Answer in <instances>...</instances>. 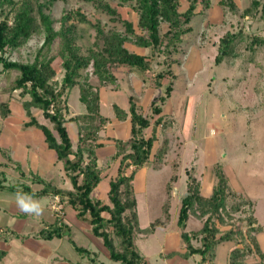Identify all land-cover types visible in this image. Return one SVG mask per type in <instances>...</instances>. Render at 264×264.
<instances>
[{
	"label": "trees",
	"instance_id": "1",
	"mask_svg": "<svg viewBox=\"0 0 264 264\" xmlns=\"http://www.w3.org/2000/svg\"><path fill=\"white\" fill-rule=\"evenodd\" d=\"M55 1L0 0V71L7 80L3 93L8 94L6 99L0 101V116L7 118L12 114L10 100L15 90L20 89L21 96H28L22 101L28 118L23 126L37 128L41 132L47 147L55 152L57 161L62 163L72 187L66 188L51 180L48 182L37 173H32L33 181L43 184L42 189L34 190L27 182L21 187L17 184L6 185L4 171H0V188L13 192L22 190L37 198L59 196L61 202L75 210L77 218L87 223L92 233L102 240L112 261L109 264H148L138 247L137 239L140 233H154L162 222L156 220L150 227L141 228L135 177L138 169L147 164L151 163L158 168L165 163L167 143L155 147V142L159 135V125L163 124L161 102L170 96L173 81L171 79L163 85L162 79L168 74L173 77L171 67L176 59L172 55L180 51L183 36L193 31V19L209 9L211 0H187L184 10L180 9L181 0H116L119 6H131L137 12V20L122 16L109 0H85L116 23L111 27H105L99 20L91 21L80 8L67 11L56 20L50 13ZM217 3L223 13L228 10L236 12L238 8L235 0H218ZM259 9L264 15V2L251 0V4L242 9L241 16ZM55 23L58 25L55 26ZM81 23L89 24L95 30L94 41L86 51L80 43ZM42 34V44L32 60L11 58V51L19 50L34 36ZM240 35V32L228 31L220 39L216 62L219 63L222 57L233 51ZM255 40L260 41L258 37ZM128 43L148 49L152 57L130 50L126 45ZM160 55L165 56L163 62L166 68L158 70L149 78L152 60ZM57 59H60L63 69L60 80L56 79L57 71L53 65ZM122 69L129 76L135 72L144 84L156 88L164 86L165 92L152 100L151 114L141 110L134 95L129 96L127 109L114 103L116 117L130 121V136L125 139L103 138L100 132L109 118L101 112L100 89H119L121 83L115 72ZM92 78L98 83L91 82ZM75 86L79 87V98L86 112L67 117L68 94ZM33 109L42 111L46 121H40ZM155 115L159 116L152 121ZM68 121L77 123L75 142L68 132ZM149 127L151 134L146 136L144 131ZM103 139L113 142L114 152L102 165L99 163L97 149L105 145ZM6 157L12 161L9 155ZM116 161V174L108 180L106 196L100 197L96 190L106 176L104 172ZM15 163L19 172L25 176L21 163ZM213 168L216 181L207 195L202 192L201 183L194 175L188 177L177 217L185 250L171 254H179L183 258L198 254L201 256L198 264L206 261V264H215L218 245L230 241L234 243L229 253L230 264H248V254L253 252L264 258L256 236L263 231V226L258 223L254 213L245 207L252 205V200L232 189L220 162L214 163ZM233 199L235 202L229 204V200ZM191 216L203 220V223L200 228L188 231L186 228ZM222 225L228 226L221 228ZM244 226L247 227L245 231ZM70 229L57 216L52 223L42 225L36 236L52 239L69 234L68 238L77 251L82 255L89 253L86 247L78 245L71 238ZM15 235L17 233L9 227L0 229V241L7 243ZM194 240H198L199 244H195ZM6 254L5 249H0V260ZM84 264L106 263L98 261L95 255Z\"/></svg>",
	"mask_w": 264,
	"mask_h": 264
},
{
	"label": "rangeland",
	"instance_id": "2",
	"mask_svg": "<svg viewBox=\"0 0 264 264\" xmlns=\"http://www.w3.org/2000/svg\"><path fill=\"white\" fill-rule=\"evenodd\" d=\"M109 1L117 7L122 16L137 20V12L131 6H119L116 0ZM217 2L218 0H211L209 9L193 19V31L183 36L180 51L172 55V58L176 59L171 67L173 77L168 74L162 79L163 85L171 79L173 81L170 96L161 102L163 111L160 115L163 117V124L159 125V135L155 142V147L163 142L167 143L165 163L158 168L151 163L147 164L138 169L135 177L141 228L150 227L156 220L162 222L154 233H140L137 239L138 247L148 264H196L201 260L198 254L186 259L178 256L166 258L164 255L172 249L179 250L183 243L177 217L180 198L186 191L189 175H194L200 181L201 190L207 195L216 181L213 168L216 162L222 164L232 189L252 200V205L245 207L254 213L258 223L263 226V231L256 236L264 254V15L259 9L241 16L242 9L250 5L251 0H235L237 11L228 10L226 13H223ZM180 3V9L184 10L188 4L187 0H181ZM77 8L91 21L99 20L105 27L116 25L107 15L98 12L85 0H56L50 13L57 20L63 13ZM57 25L58 23H55V26ZM228 31L240 32L241 35L233 51L222 57L218 63L216 56L219 52V42ZM79 33L80 43L86 51L94 41L95 30L89 24L81 23ZM255 37L261 42L256 41ZM42 41L43 34L34 36L25 46L11 51L9 55L12 59L30 61ZM126 45L130 50L152 57L148 49L129 43ZM152 61L149 78L158 70L166 68L164 55L153 58ZM53 65L57 71L56 79L60 80L63 76L60 59L55 60ZM115 73L121 87H101L100 90L101 112L112 120L100 134H104L103 138L109 133L124 139L130 136V121L117 120L112 103L127 106L129 96L134 95L141 110L145 114H151L152 100L157 95L164 94L165 89L164 86L156 88L142 83L135 72L130 76L125 69ZM6 81L0 71V101L8 97L7 93H3ZM91 82L98 83L95 78H92ZM27 97L21 96L20 89L15 90L10 100L12 114L7 118L0 116V146L3 149V152L0 151V171H4V182L6 185L17 184L18 187L27 182L34 190H39L43 188V184L34 183L32 177V173H37L48 182L51 180L54 184L71 188L72 184L63 170L62 163L55 160L56 164L50 167L51 160H44V149L40 146V141L44 143V140H31L36 138V131L32 138L26 139V132L29 130L23 125L28 118L22 101ZM67 104V117L86 112V107L79 98L78 86L71 89ZM33 113L40 121H46L42 111L33 109ZM158 116L155 115L152 121ZM67 128L71 138L76 140L77 123L70 121ZM144 133L149 136L151 127ZM27 144H30V147ZM46 151L53 159H57L53 150ZM113 151L114 144L108 141L97 152L99 163L103 165ZM6 155H9L12 161L7 159ZM16 161L21 163L25 176L19 172ZM117 166L116 161L105 170L104 181L96 190L100 197L106 196L108 180L115 176ZM46 167L47 172L44 170ZM42 171L46 173L42 174ZM168 184L171 187L168 188ZM14 194L13 191L0 188V229L9 227L17 233L7 243L0 241V249L7 251L0 264H69L63 260L64 257L76 262L79 259L87 261L95 256L93 252L82 256L69 240V234L52 239L36 236L42 225L52 223L57 217L55 212H58L53 210V207L58 206L53 197L39 198L45 212L42 217L35 218L16 208ZM233 201L235 202V199L229 200V204ZM61 204L63 209L58 217L68 223L67 220L71 219L70 207ZM236 215L238 216V213ZM80 223L82 228L75 227V224ZM202 223L203 220L191 216L186 229L191 231L200 228ZM75 224L71 225V238L78 245L96 252L97 258L102 262L109 263L107 249L102 240L92 233L91 227L80 220H75ZM246 229L244 226V231ZM193 242L199 244L198 240ZM233 247L234 243L230 241L218 245L216 263L225 264ZM248 255V264H264V258L257 252Z\"/></svg>",
	"mask_w": 264,
	"mask_h": 264
},
{
	"label": "crops",
	"instance_id": "3",
	"mask_svg": "<svg viewBox=\"0 0 264 264\" xmlns=\"http://www.w3.org/2000/svg\"><path fill=\"white\" fill-rule=\"evenodd\" d=\"M141 81V80H140ZM142 82V81H141ZM143 83V82H142ZM151 87V86H150ZM149 86H148V88H150ZM102 88H104V87H102ZM101 90V89H100ZM114 92H115V90H113ZM100 98H101V103H102V96H101V94H100ZM128 102H129V99H128ZM114 103H116V102H113L112 103V108H113V104ZM116 104H118V103H116ZM119 105V104H118ZM120 107H122L121 105H119ZM128 106H129V104L126 106H123L122 108H124V109H127L128 108ZM115 116V118L117 119V120H119L117 117H116V115H114ZM108 118H109V120H108V122L104 125V128H106L105 126H108L110 123H112L111 121V118L109 117V116H107ZM126 120H129V119H125V120H119V121H126ZM68 122H70V121H68ZM67 122V123H68ZM67 125V124H66ZM111 127H113V126H111ZM26 130V129H25ZM27 130H29V131H27L26 132V139L28 140L29 138H32L33 137V134H34V132L35 133H37V136H36V138H32L31 140L34 142L36 139H37V141H39L38 139L40 138V140L42 139V140H44L43 139V136H41L42 134H41V132L38 130V129H29V128H27ZM105 131V129H103V132ZM130 131V130H129ZM68 132H69V134H71L70 133V131L68 130ZM77 132H78V128H77ZM102 132V133H103ZM106 134V133H105ZM102 136H104V134H101ZM107 135V136H106ZM105 136L106 137H116V136H113V135H111V134H109V133H107ZM32 136V137H31ZM71 137V136H70ZM72 139V138H71ZM125 139V138H124ZM73 140V139H72ZM74 142L76 141V140H73ZM103 141L105 142V145H106V143L108 142V141H111V140H107V139H103ZM112 142V141H111ZM43 142H41L40 141V146H42V153H43V158H44V160L46 161L47 159L48 160H51L50 161V164L51 165H49L50 167L51 166H53V165H55L56 164V162H55V160L57 161V159H53V157L52 156H49V154L47 153V151H46V149H49L48 147H47V145H46V143H45V145H43L42 144ZM113 143V142H112ZM29 147H30V144H27ZM7 146H9V145H7ZM46 146V147H45ZM104 146H102V147H100V148H98L97 149V152H98V150L99 149H101V148H103ZM50 150V149H49ZM114 152V151H113ZM112 152V153H113ZM111 154V153H110ZM109 154V155H110ZM42 155V154H41ZM56 155V154H55ZM31 156V155H30ZM37 157V156H36ZM38 158V157H37ZM39 159H40V156H39ZM99 159V158H98ZM37 161V160H36ZM52 162V163H51ZM46 172L48 171V167H46V169H44ZM46 172H41L42 174H44V173H46ZM42 176V175H41ZM104 181V179L101 181V183ZM100 183V184H101ZM100 186V185H99ZM108 188H109V185H108V187H107V190H108ZM106 190V191H107ZM70 210H69V212H70V221H68L67 220V222L68 223H66V222H64V223H66V224H68L69 226H70V232H72V226H73V224H75V220H79L78 218H77V216H76V211L75 210H73L72 208H69ZM82 222V221H81ZM85 223V222H84ZM81 224L82 223H80V224H75V227H78V228H82L81 227ZM87 224V223H86ZM72 225V226H71ZM80 226V227H79ZM75 250H76V248H75ZM184 244L182 243V246H181V248L179 249V250H177V249H172V250H170V251H167L166 252V254L164 255L166 258H173V257H176V256H178V257H181L179 254H175V255H173V254H171L172 252L173 253H178V252H184ZM90 252H93V253H95V255H96V257H98L97 256V254H96V252H94V251H91L90 250ZM108 252V251H107ZM7 255V254H6ZM6 255H5V257H6ZM161 255H162V253H161ZM82 256H84V255H82ZM109 256V255H108ZM4 257V258H5ZM49 257H51V256H49ZM190 257V256H189ZM183 258V257H182ZM216 258H217V252H216V257H215V260H214V262H215V264H217L216 263ZM110 259V258H109ZM186 259V258H185ZM228 260H227V262L225 263V264H230V260H229V256H228V258H227ZM64 261H66L67 263H69V264H84L85 262H88L89 261V259L87 260V261H85L84 259H82V260H78V261H76V262H73L71 259H69V258H67V257H64V259H63ZM97 260L98 261H100V262H102L101 260H99L98 258H97ZM208 261H206L204 264H206ZM105 263V262H104ZM109 263H112V261L110 260L109 261ZM109 263H106V264H109ZM196 264H198V262H196Z\"/></svg>",
	"mask_w": 264,
	"mask_h": 264
},
{
	"label": "clouds",
	"instance_id": "4",
	"mask_svg": "<svg viewBox=\"0 0 264 264\" xmlns=\"http://www.w3.org/2000/svg\"><path fill=\"white\" fill-rule=\"evenodd\" d=\"M16 208L31 217L40 218L44 215L45 207L34 194L18 190L14 194Z\"/></svg>",
	"mask_w": 264,
	"mask_h": 264
},
{
	"label": "built area",
	"instance_id": "5",
	"mask_svg": "<svg viewBox=\"0 0 264 264\" xmlns=\"http://www.w3.org/2000/svg\"><path fill=\"white\" fill-rule=\"evenodd\" d=\"M53 198L56 201V205L58 206V207H53V210L55 209L58 212V214L55 212L56 216H59L63 209V204H61L63 202H61V199L59 196H54Z\"/></svg>",
	"mask_w": 264,
	"mask_h": 264
}]
</instances>
